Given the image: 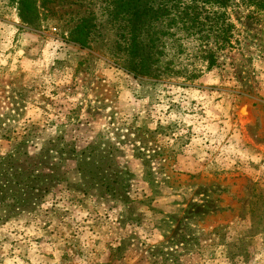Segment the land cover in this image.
Here are the masks:
<instances>
[{
  "label": "rangeland",
  "instance_id": "rangeland-1",
  "mask_svg": "<svg viewBox=\"0 0 264 264\" xmlns=\"http://www.w3.org/2000/svg\"><path fill=\"white\" fill-rule=\"evenodd\" d=\"M42 1L29 22L0 0V161L57 167L7 184L0 264H264V14L229 7L212 69L153 80L119 65L103 0Z\"/></svg>",
  "mask_w": 264,
  "mask_h": 264
},
{
  "label": "trees",
  "instance_id": "trees-1",
  "mask_svg": "<svg viewBox=\"0 0 264 264\" xmlns=\"http://www.w3.org/2000/svg\"><path fill=\"white\" fill-rule=\"evenodd\" d=\"M21 19H34L37 0H13ZM48 0L41 2L46 7ZM102 10L108 22H118L120 39L116 40L122 56L119 65L137 78L170 80L198 78L204 70L217 64V51L230 45L235 28L227 9L244 6L247 18L264 14V0H103ZM95 14L88 12L77 18L64 36L81 48L90 45L96 27ZM197 62L199 64H197ZM51 143V142H49ZM24 155V157H20ZM25 153H9L0 161L3 181L0 200L5 199L7 184L20 185L39 170L38 178L46 179L45 169L57 167L37 161ZM45 164H44V163ZM26 163L24 167L21 165ZM43 163V164H42ZM41 164V168L37 166ZM20 172H8V169ZM12 176L9 179V176ZM42 180V179H41ZM43 181V180H42ZM6 184V185H5ZM47 185L45 186L46 189ZM3 188V189H1ZM44 189V190H45ZM13 199L21 200L19 197Z\"/></svg>",
  "mask_w": 264,
  "mask_h": 264
}]
</instances>
